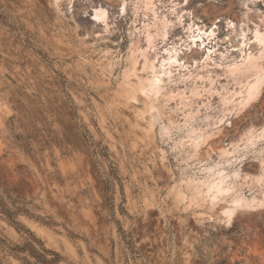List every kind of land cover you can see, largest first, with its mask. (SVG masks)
Segmentation results:
<instances>
[{
  "label": "rangeland",
  "instance_id": "rangeland-1",
  "mask_svg": "<svg viewBox=\"0 0 264 264\" xmlns=\"http://www.w3.org/2000/svg\"><path fill=\"white\" fill-rule=\"evenodd\" d=\"M249 54L264 0H0L2 264L29 230L55 264H264Z\"/></svg>",
  "mask_w": 264,
  "mask_h": 264
},
{
  "label": "bare ground",
  "instance_id": "bare-ground-1",
  "mask_svg": "<svg viewBox=\"0 0 264 264\" xmlns=\"http://www.w3.org/2000/svg\"><path fill=\"white\" fill-rule=\"evenodd\" d=\"M106 14H107V10L102 8V7L96 8V10H95V18H97V19H105ZM214 33H215L214 29L212 28L209 31V35L213 36ZM242 35H243V37H245L244 31H243ZM254 37H255L254 39L257 40V42H262V40H263V34L258 29L255 31ZM259 68H260V66H259L258 59L254 55H251V54L247 55V57L244 59L242 64H240L239 66L238 65L234 66L232 68L233 72H236V73L239 71H242V70L255 71V72L257 71L255 76L252 79L250 78L251 80L247 81L246 90H247V95L249 96V98H251L252 96H254L258 92V90H259V88H260V86L264 80V74L262 73L263 71H260ZM217 186L220 189L219 191H222L221 190V184L218 183ZM233 210L234 209H231V211L228 212V216H234V215H232Z\"/></svg>",
  "mask_w": 264,
  "mask_h": 264
},
{
  "label": "trees",
  "instance_id": "trees-1",
  "mask_svg": "<svg viewBox=\"0 0 264 264\" xmlns=\"http://www.w3.org/2000/svg\"><path fill=\"white\" fill-rule=\"evenodd\" d=\"M31 239H27L23 246H16L13 250L16 251H28L36 259L37 264H55L59 261V254L53 250L46 249L42 243V240L37 238L30 230ZM39 243L43 249L39 248L36 243ZM47 254H51L52 257H48ZM0 264H2L0 260Z\"/></svg>",
  "mask_w": 264,
  "mask_h": 264
}]
</instances>
